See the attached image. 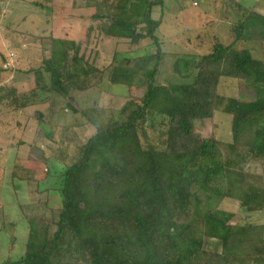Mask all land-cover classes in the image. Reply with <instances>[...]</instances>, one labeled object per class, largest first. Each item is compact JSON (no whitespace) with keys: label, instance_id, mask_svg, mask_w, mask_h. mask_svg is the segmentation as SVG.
Segmentation results:
<instances>
[{"label":"trees","instance_id":"trees-1","mask_svg":"<svg viewBox=\"0 0 264 264\" xmlns=\"http://www.w3.org/2000/svg\"><path fill=\"white\" fill-rule=\"evenodd\" d=\"M84 1L93 25L83 37L67 29L70 25L60 27L57 37L47 39L49 48H41L23 68L0 56V117L45 106L57 96L71 100L64 111L78 117L73 126L58 127L41 111L32 119L54 127L56 137L68 128L91 129L80 136L77 161L58 172L52 196L37 188L49 176L47 161L13 160L11 179L36 184L32 192L46 197L35 203L36 212L23 216L24 256L3 264H264V225L232 224L235 214L222 208L231 188L241 187L240 210L264 211V188L251 182L252 170L264 175V61L242 46L264 43V15L224 0L236 17L228 44L212 36L206 54H167L155 35L163 24V0ZM39 2L34 4L42 6ZM70 4L74 8V1ZM72 7L50 3L47 9L54 16ZM43 39L32 38L39 44ZM144 41L152 53L137 58L142 64L136 70L133 50L117 52V46L139 50ZM102 44L114 49L108 61L94 49ZM165 66L168 78L159 84ZM12 74L31 79V87L22 91L21 79H9ZM225 79L248 84L251 99L222 95ZM114 86L125 89L118 119L112 101L81 107L71 95H112ZM217 112L230 117L227 142L199 132L200 123L212 122ZM208 241L218 249L207 250Z\"/></svg>","mask_w":264,"mask_h":264},{"label":"rangeland","instance_id":"rangeland-1","mask_svg":"<svg viewBox=\"0 0 264 264\" xmlns=\"http://www.w3.org/2000/svg\"><path fill=\"white\" fill-rule=\"evenodd\" d=\"M38 1H40L39 3L42 6L38 7L34 4V2ZM38 1H2L3 16L0 21V56L6 60L7 57H10L9 64L12 67L23 68L22 66L26 65L28 60L32 61L35 57H39L41 48H49V41L47 39L50 36L57 37V35L53 34H58L62 26L66 27L70 25L71 27L67 29L77 30L79 33L77 38H79L83 37V33L88 26L93 25L86 18L90 8L84 6V0ZM72 1H74V8L70 4ZM191 1H194L197 5ZM208 1L163 0L165 5L163 24L155 33L161 43L163 52L167 54L182 53L188 55L206 54L209 51L210 37L212 36H216L223 44L229 43L228 31L231 21H234L236 18L235 12L231 9L228 4L229 2L225 3L224 0H214L208 3ZM235 1L248 9H254L264 15V0ZM50 3L65 9H69L71 6L74 11L64 10L65 12H57L54 17L49 12V8L47 9ZM43 6L45 8H42ZM82 6L85 8L78 11L77 7L82 8ZM80 14L82 17H79ZM152 16L155 19L159 18L160 9L155 8ZM226 18H229V21ZM185 31L188 34L186 39L179 35ZM3 33L4 35H2ZM68 33L69 38H72L74 35L72 31ZM24 35L26 36L23 37ZM176 35H178V38L174 40V36ZM40 36L45 39H43L41 44L33 42V37ZM202 40L203 44H201ZM15 42H17V45ZM242 46L249 48L254 58L264 61V43H242ZM94 49L98 52L99 57L106 61L110 60L114 50L111 45L106 44H102ZM136 50V48H128L123 45L117 46V52H132V57L135 59L134 68L137 70L136 66L140 67L142 64V61L140 59L137 60V58H143L148 53H152V48L149 45V41H144L141 43L139 50ZM1 57L0 67L2 66ZM166 66L160 73L161 75L157 81L159 84H163L165 78H168ZM11 78L13 80L21 79L19 88L22 91H27L31 87V79L23 78L18 74L10 75L9 79ZM237 83L232 80H222L219 89L220 93L225 96L249 101L251 99L250 94L246 92L249 90V85H239ZM115 87L117 88L114 89ZM109 90L113 93L112 95L104 94L103 91L100 94L94 91L95 93L92 96L90 94L79 95L73 93L71 95L75 103H80L81 107L83 105V107L87 106L88 102L93 104L94 100L97 101L96 106L98 107L106 106L112 101L113 107L116 108L114 117L118 119L117 109L124 101L125 89L121 88V86H114ZM110 98H113V100H110ZM66 102L70 103L71 100L54 96L45 106L29 105L24 112L7 113L0 117V264H3L5 261H17L24 256L27 224L23 216L36 212L37 207L35 203L43 201L44 197H46L45 194H34L32 192V190H36L33 189L36 187V184L30 187V183L11 179L10 172L15 157L22 158L20 156H28L32 159L47 161L49 176L45 181L37 184V188L39 191H49L48 195L52 196L55 193L52 190L58 187V172H62L67 167L73 165L79 157V149L81 147L80 136L85 135L87 137L91 134V129L83 126L74 129L68 128V132H64L65 134L63 133L60 134V137H56L52 131L54 127H44L32 119L35 111H41L45 116L51 117L53 124H56L58 127L73 126L78 117L64 111ZM229 119V116L217 112L212 122L200 123L199 132L204 137L213 134L218 140L227 142L230 138ZM62 155H64L63 160H61ZM259 173V170L251 171V182L256 186L264 188V175ZM27 190L31 191L32 196L28 194ZM243 193L244 190L241 187H232L230 192L231 198L226 200L222 205L223 209L235 214L231 223L237 225L249 223L264 225V211L248 214L240 210L239 199ZM56 197L55 204L58 200V196ZM49 201V204L53 203L51 199ZM56 205L58 207V204ZM205 248L214 251L218 249V245L214 241H208L205 243ZM250 262L249 260L244 261L245 264H249Z\"/></svg>","mask_w":264,"mask_h":264},{"label":"clouds","instance_id":"clouds-1","mask_svg":"<svg viewBox=\"0 0 264 264\" xmlns=\"http://www.w3.org/2000/svg\"><path fill=\"white\" fill-rule=\"evenodd\" d=\"M10 58V57H9Z\"/></svg>","mask_w":264,"mask_h":264}]
</instances>
